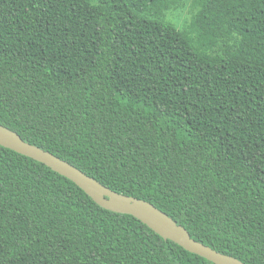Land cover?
Instances as JSON below:
<instances>
[{
    "label": "trees",
    "instance_id": "obj_1",
    "mask_svg": "<svg viewBox=\"0 0 264 264\" xmlns=\"http://www.w3.org/2000/svg\"><path fill=\"white\" fill-rule=\"evenodd\" d=\"M0 0V125L190 237L264 264V0ZM0 264H213L0 146Z\"/></svg>",
    "mask_w": 264,
    "mask_h": 264
},
{
    "label": "water",
    "instance_id": "obj_2",
    "mask_svg": "<svg viewBox=\"0 0 264 264\" xmlns=\"http://www.w3.org/2000/svg\"><path fill=\"white\" fill-rule=\"evenodd\" d=\"M0 146L45 165L53 172L74 183L99 207L113 213L132 216L164 241H171L185 251L213 264H244L193 240L185 228L177 225L175 221L152 204L104 187L94 178L85 175L68 162L24 142L18 134L1 125Z\"/></svg>",
    "mask_w": 264,
    "mask_h": 264
},
{
    "label": "rangeland",
    "instance_id": "obj_3",
    "mask_svg": "<svg viewBox=\"0 0 264 264\" xmlns=\"http://www.w3.org/2000/svg\"><path fill=\"white\" fill-rule=\"evenodd\" d=\"M176 7L164 14V20L177 29H182L189 22L191 17V0H176Z\"/></svg>",
    "mask_w": 264,
    "mask_h": 264
},
{
    "label": "clouds",
    "instance_id": "obj_4",
    "mask_svg": "<svg viewBox=\"0 0 264 264\" xmlns=\"http://www.w3.org/2000/svg\"><path fill=\"white\" fill-rule=\"evenodd\" d=\"M117 193V192H116ZM127 196V195H126ZM138 199V198H137ZM142 200V199H141ZM144 201V200H143Z\"/></svg>",
    "mask_w": 264,
    "mask_h": 264
}]
</instances>
